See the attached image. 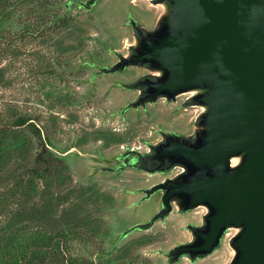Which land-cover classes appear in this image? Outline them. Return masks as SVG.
<instances>
[{
    "label": "rangeland",
    "instance_id": "rangeland-1",
    "mask_svg": "<svg viewBox=\"0 0 264 264\" xmlns=\"http://www.w3.org/2000/svg\"><path fill=\"white\" fill-rule=\"evenodd\" d=\"M87 1L14 0L7 7L0 17V119L14 111L33 118L50 144H41L27 130L33 156L46 145L64 159L72 184L88 193L82 201L77 192L73 202L82 204V219H92L86 232L95 237L72 241V259L167 264L166 254L192 239L189 227L201 225L207 210L181 215L174 209L148 228L162 205L159 193L147 199L145 190L175 178L182 169L150 174L124 162L121 169L111 168L125 152H149L162 141V133L191 134L202 108L184 107L190 97L185 94L174 103L160 100L122 113L139 96L124 85L148 72L129 67L98 74L99 67H111L120 62L118 54L127 55L134 43L131 19L151 30L163 8L149 0H98L86 9ZM85 62L89 65L81 68ZM136 226L140 229L123 236ZM234 234L229 230L222 247L195 264H228ZM179 264L193 263L183 259Z\"/></svg>",
    "mask_w": 264,
    "mask_h": 264
},
{
    "label": "water",
    "instance_id": "water-1",
    "mask_svg": "<svg viewBox=\"0 0 264 264\" xmlns=\"http://www.w3.org/2000/svg\"><path fill=\"white\" fill-rule=\"evenodd\" d=\"M97 1L83 6L90 9ZM151 2L163 8L156 26L149 30L131 19L134 43L127 55L116 53L120 62L100 66L98 74L129 67L148 72L124 85L139 96L122 113L160 100L174 103L185 94L190 97L184 107L202 112L191 134L162 133L149 152L120 155L133 156L130 168L140 172L182 169L145 190L147 199L159 192L162 205L147 227L174 209L184 215L205 208L202 224L189 227L192 239L171 249L167 264L208 258L229 230L236 234L229 240L234 256L228 264H264V0Z\"/></svg>",
    "mask_w": 264,
    "mask_h": 264
},
{
    "label": "trees",
    "instance_id": "trees-1",
    "mask_svg": "<svg viewBox=\"0 0 264 264\" xmlns=\"http://www.w3.org/2000/svg\"><path fill=\"white\" fill-rule=\"evenodd\" d=\"M13 3L0 0V17ZM27 130L50 146L33 118L14 111L0 119V264H86L69 251L72 241L95 237L86 232L92 219H82V204L73 202L77 192L82 201L88 193L72 184L68 165L46 145L33 156Z\"/></svg>",
    "mask_w": 264,
    "mask_h": 264
},
{
    "label": "flooded vegetation",
    "instance_id": "flooded-vegetation-1",
    "mask_svg": "<svg viewBox=\"0 0 264 264\" xmlns=\"http://www.w3.org/2000/svg\"><path fill=\"white\" fill-rule=\"evenodd\" d=\"M131 157H133V156H129V155H127V156H125V157H120L119 156V158H118V161H119V163H117L116 164V166H115V169H113V170H117L118 168H119V166H121V163L122 162H127L128 164H131V163H133V158H131ZM135 157H137V156H135ZM159 193V192H158ZM158 193H156V194H158ZM160 194V193H159ZM160 196H161V194H160ZM168 260V259H167Z\"/></svg>",
    "mask_w": 264,
    "mask_h": 264
},
{
    "label": "bare ground",
    "instance_id": "bare-ground-1",
    "mask_svg": "<svg viewBox=\"0 0 264 264\" xmlns=\"http://www.w3.org/2000/svg\"><path fill=\"white\" fill-rule=\"evenodd\" d=\"M133 1H137V0H133ZM142 1V0H141ZM143 1H145V0H143ZM150 2H151V0H149ZM74 150V149H73ZM75 153V152H74ZM237 160H235L234 162H233V164H237Z\"/></svg>",
    "mask_w": 264,
    "mask_h": 264
}]
</instances>
